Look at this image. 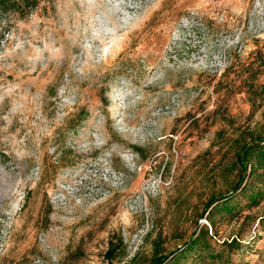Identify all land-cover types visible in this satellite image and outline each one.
<instances>
[{
    "label": "rangeland",
    "instance_id": "rangeland-1",
    "mask_svg": "<svg viewBox=\"0 0 264 264\" xmlns=\"http://www.w3.org/2000/svg\"><path fill=\"white\" fill-rule=\"evenodd\" d=\"M250 76L264 84V0H43L14 20L0 264H110L111 247L113 264H152L200 229L223 255L210 264H264V200L215 225L205 211L264 136Z\"/></svg>",
    "mask_w": 264,
    "mask_h": 264
},
{
    "label": "trees",
    "instance_id": "trees-1",
    "mask_svg": "<svg viewBox=\"0 0 264 264\" xmlns=\"http://www.w3.org/2000/svg\"><path fill=\"white\" fill-rule=\"evenodd\" d=\"M43 0H0V41L10 30L14 20L26 19L39 7ZM254 77L245 79L248 91L255 95L264 94V84L256 86ZM233 168L239 172V177L230 193L214 197L207 204L208 218L215 225V216L220 215L230 219L237 218L245 207L259 206L264 200V136L251 134L239 146ZM204 214V213H203ZM202 214V215H203ZM120 242L122 240L120 239ZM115 247L108 251V259L113 264ZM222 252H217L212 237L207 229L194 233L183 246L176 251L162 256L153 257L152 264H208L222 258Z\"/></svg>",
    "mask_w": 264,
    "mask_h": 264
}]
</instances>
